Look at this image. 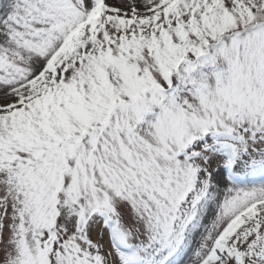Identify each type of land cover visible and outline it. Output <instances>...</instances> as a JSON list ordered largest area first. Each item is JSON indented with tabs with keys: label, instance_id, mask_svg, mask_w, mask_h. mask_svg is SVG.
<instances>
[{
	"label": "snow or ice",
	"instance_id": "1",
	"mask_svg": "<svg viewBox=\"0 0 264 264\" xmlns=\"http://www.w3.org/2000/svg\"><path fill=\"white\" fill-rule=\"evenodd\" d=\"M0 264H264V0H0Z\"/></svg>",
	"mask_w": 264,
	"mask_h": 264
}]
</instances>
